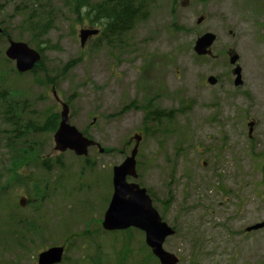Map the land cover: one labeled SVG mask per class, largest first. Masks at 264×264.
I'll list each match as a JSON object with an SVG mask.
<instances>
[{"label": "rangeland", "instance_id": "374dc122", "mask_svg": "<svg viewBox=\"0 0 264 264\" xmlns=\"http://www.w3.org/2000/svg\"><path fill=\"white\" fill-rule=\"evenodd\" d=\"M48 2L54 24L39 39L44 73L36 74L53 84L17 72L5 56L9 39L0 37V264H38V254L54 245L66 249L59 264H160L143 231L102 226L113 167L136 133L138 178L128 180L148 190L175 228L164 248L178 264H264V230H248L264 220V0H145V15L121 35L103 32L94 0H85L81 18L71 0ZM17 3L0 0V22H9L16 41ZM87 28L100 33L81 46ZM206 32L217 40L211 54L199 55L195 42ZM233 54L243 85L234 82ZM63 102L71 124L103 151L58 152L55 131L14 132L30 121L42 125ZM148 106L160 117L147 119ZM22 146L35 151L22 159ZM19 218L37 228L24 232Z\"/></svg>", "mask_w": 264, "mask_h": 264}, {"label": "water", "instance_id": "95a60500", "mask_svg": "<svg viewBox=\"0 0 264 264\" xmlns=\"http://www.w3.org/2000/svg\"><path fill=\"white\" fill-rule=\"evenodd\" d=\"M201 20L202 18L198 22L200 23ZM2 31L3 29L0 27V32ZM98 33L99 29H82L80 31L81 45L84 46L89 37ZM215 41L216 35L212 32H206L197 38L194 50L199 55L210 54V47ZM5 54L8 59L15 61L16 68L20 72L32 70L42 59V54L39 50L31 47L26 42L15 40L9 41ZM238 59V54H233L230 56V63L234 65ZM241 71V66L236 65L234 68L236 85L243 83ZM208 80L209 82L216 81L214 76L209 77ZM62 106L61 121L54 135L55 148L59 151L74 150L79 156L88 155L89 147L95 145L96 142L86 137L82 131L71 124L69 107L65 102ZM134 139H136V144L130 155L121 164L113 168L114 189L105 212L103 227L106 230L126 229L131 226L140 228L145 232L146 242L152 247L154 254L160 258L162 264H176L177 258L163 248L166 237L175 233V231L167 222L161 219L159 212L153 206L152 198L147 189L136 182L128 181L129 176L138 177L136 157L141 136L135 134ZM21 204H24L23 200ZM260 227H264V223L254 226V228ZM64 251L65 248L63 246H51L39 253L38 264H58L63 260Z\"/></svg>", "mask_w": 264, "mask_h": 264}, {"label": "trees", "instance_id": "16d2710c", "mask_svg": "<svg viewBox=\"0 0 264 264\" xmlns=\"http://www.w3.org/2000/svg\"><path fill=\"white\" fill-rule=\"evenodd\" d=\"M36 1L37 0H18V3L15 5L16 14L22 15V25L21 30L19 31L20 35L18 36V39L22 40L23 36L26 33L30 34L31 36L26 42L30 44V46H35V48L43 54L44 46L40 44V42L43 44V41H39V39L46 36L48 34V31L53 27L54 14L53 8L49 5L48 0H41L40 5L34 7V2ZM144 2L145 0H94L93 12L97 17V19L95 18L96 21H99L100 23L93 22L91 20L90 21L92 24L99 23L100 25H102L104 33L116 30L117 35H121L123 33L126 34L127 32H129V29H131L134 24L138 20H140L141 16L145 15V13L141 14V9L144 5ZM71 3L73 5V11L78 14L79 18H81L80 14L81 10L85 7V0H71ZM69 6L72 8L70 3ZM86 13L89 14L91 13V11L87 10ZM0 24L4 26L3 32L0 34V37L5 36L8 39L11 38V32H8L9 22L2 20ZM42 63L43 59L39 62L38 65L35 66L31 73L36 74L37 70L40 69L39 66H41ZM71 64L72 62L68 63L66 67L71 66ZM40 71L44 73L43 70L40 69ZM34 80L35 82L43 85H46L47 82L53 84V80L47 77V74L44 78H39L36 74L34 76ZM145 111L147 113V119H149L151 116H154L155 118L160 117V112L158 111V109H150V107L148 106L145 108ZM13 116L15 115L13 114ZM59 120L60 114L54 113L52 116L47 117L43 124L40 126L33 124L30 121L28 122L26 127L24 126L25 128H23V131H21L22 129H15L14 132L17 133V136H19L20 138H26L27 133L32 130H34L36 133L41 131L50 133L57 129ZM25 141L28 142L30 140L27 138ZM20 149L25 150V152H23V155L21 156L22 159L27 158V155H25L27 151H35V148L32 146H22L20 147ZM38 157L39 153L37 152L34 158L36 159ZM9 215L12 214L10 213ZM17 224L20 225V227H26V230L20 228L24 232L30 228H37V224L34 220L29 221L26 218H19L17 220ZM24 237L25 235H23L21 238Z\"/></svg>", "mask_w": 264, "mask_h": 264}, {"label": "flooded vegetation", "instance_id": "af4514ba", "mask_svg": "<svg viewBox=\"0 0 264 264\" xmlns=\"http://www.w3.org/2000/svg\"><path fill=\"white\" fill-rule=\"evenodd\" d=\"M244 84V83H243ZM242 84V85H243ZM94 147H96V146H94ZM249 204V203H248ZM261 224V223H264V220H262V221H259V222H256L255 224H257V225H259V224ZM254 230H256V231H262V230H264V227H261V228H256V229H254ZM248 231V230H247ZM249 231H251V230H249Z\"/></svg>", "mask_w": 264, "mask_h": 264}, {"label": "bare ground", "instance_id": "6f19581e", "mask_svg": "<svg viewBox=\"0 0 264 264\" xmlns=\"http://www.w3.org/2000/svg\"><path fill=\"white\" fill-rule=\"evenodd\" d=\"M19 41H21V42H26V40L24 41L23 39H22V40H19Z\"/></svg>", "mask_w": 264, "mask_h": 264}]
</instances>
